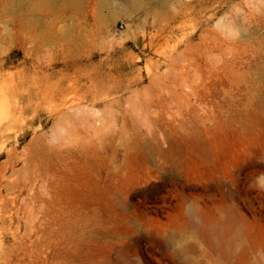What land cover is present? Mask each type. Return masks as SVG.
<instances>
[{"label":"rangeland","instance_id":"obj_1","mask_svg":"<svg viewBox=\"0 0 264 264\" xmlns=\"http://www.w3.org/2000/svg\"><path fill=\"white\" fill-rule=\"evenodd\" d=\"M0 264H264V0H0Z\"/></svg>","mask_w":264,"mask_h":264}]
</instances>
